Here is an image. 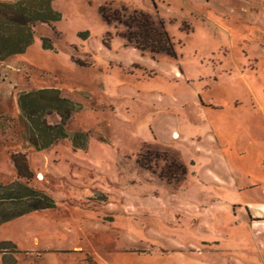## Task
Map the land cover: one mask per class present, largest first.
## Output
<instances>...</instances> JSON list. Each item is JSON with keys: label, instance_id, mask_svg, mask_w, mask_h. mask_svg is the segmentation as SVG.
Wrapping results in <instances>:
<instances>
[{"label": "rangeland", "instance_id": "374dc122", "mask_svg": "<svg viewBox=\"0 0 264 264\" xmlns=\"http://www.w3.org/2000/svg\"><path fill=\"white\" fill-rule=\"evenodd\" d=\"M103 3L158 13L177 58L125 47L121 29L101 18ZM52 7L55 29L37 24L25 54L0 65V118L13 120L0 134V185L15 182L10 154L26 145L19 96L58 89L78 106L71 139L29 154L42 173L29 187L57 207L0 226V242L17 247L15 264H264V0ZM75 134L84 150L75 151ZM156 152L186 175L171 167L167 181L137 164L161 172Z\"/></svg>", "mask_w": 264, "mask_h": 264}, {"label": "trees", "instance_id": "16d2710c", "mask_svg": "<svg viewBox=\"0 0 264 264\" xmlns=\"http://www.w3.org/2000/svg\"><path fill=\"white\" fill-rule=\"evenodd\" d=\"M54 1L0 2V65L25 54L34 42V28L37 24H45L55 29L53 23L60 21L61 15L53 9ZM154 5L156 7L155 3ZM98 11L110 30L121 29L115 36L123 40L125 47H132L142 56L147 55L153 61H157L159 57L177 58L174 40L167 31L165 20L158 13L154 17L149 12L130 10L126 6L116 9L111 3L101 4ZM111 33L107 32L106 35L110 36ZM80 36L85 41L88 33ZM41 42L45 49L52 48L50 39L41 38ZM103 45L108 46L105 39H103ZM18 106L21 111L19 122H22L25 127L23 133L18 135L20 137L18 140L26 145L20 150H13L10 154L15 170V182L7 186L0 185V226L24 215L49 211L57 207V202L51 195L29 187L35 175L30 169L28 155L30 152L50 151L58 143L71 139L67 126L78 107L69 99L61 97L58 89H41L23 93L18 98ZM52 115L59 117V124L51 125L47 122V117ZM9 122L13 120L0 118L1 135L10 128ZM80 137L78 134L72 137L74 144L78 143L74 146L75 151L86 148V145L80 142ZM156 157L166 162V166L159 173L139 159L137 164L154 175L158 174L160 179H168L167 181H169L167 175L174 173L169 172L171 167L175 168V172L177 170L186 175L184 166L175 161H172L170 166L167 165L166 153L156 152ZM0 253L3 254V264H15L13 255L18 253L15 244L0 242Z\"/></svg>", "mask_w": 264, "mask_h": 264}, {"label": "crops", "instance_id": "0c3cea01", "mask_svg": "<svg viewBox=\"0 0 264 264\" xmlns=\"http://www.w3.org/2000/svg\"><path fill=\"white\" fill-rule=\"evenodd\" d=\"M135 51H136V50H135ZM174 135H175V134H174ZM62 143H63V142H62ZM58 144H60V143H58ZM58 144H57V145H58ZM55 146H56V145H55ZM55 146H54V147H55ZM54 147H53V148H54ZM53 148H52V149H53ZM52 149H51V150H52ZM45 152H49V151H45ZM30 153H31V152H30ZM30 153H29V154H30ZM28 162H29V166H30L29 155H28ZM30 169H31V168H30ZM31 171H32V170H31ZM33 174H34L35 176L38 177L39 181L42 179V173H40V172H38V173H34V172H33ZM40 176H41V178H40Z\"/></svg>", "mask_w": 264, "mask_h": 264}]
</instances>
